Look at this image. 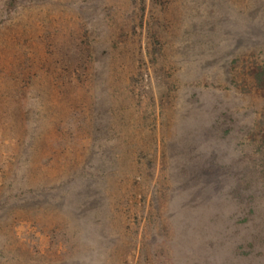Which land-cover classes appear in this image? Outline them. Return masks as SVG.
I'll return each instance as SVG.
<instances>
[{"label":"rangeland","instance_id":"374dc122","mask_svg":"<svg viewBox=\"0 0 264 264\" xmlns=\"http://www.w3.org/2000/svg\"><path fill=\"white\" fill-rule=\"evenodd\" d=\"M0 264H264V0H0Z\"/></svg>","mask_w":264,"mask_h":264}]
</instances>
